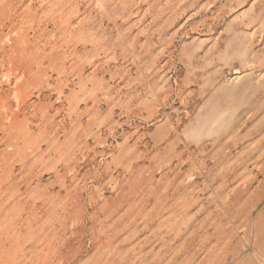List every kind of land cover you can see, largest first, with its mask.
I'll use <instances>...</instances> for the list:
<instances>
[{
    "label": "rangeland",
    "instance_id": "374dc122",
    "mask_svg": "<svg viewBox=\"0 0 264 264\" xmlns=\"http://www.w3.org/2000/svg\"><path fill=\"white\" fill-rule=\"evenodd\" d=\"M0 264H264V0H0Z\"/></svg>",
    "mask_w": 264,
    "mask_h": 264
}]
</instances>
